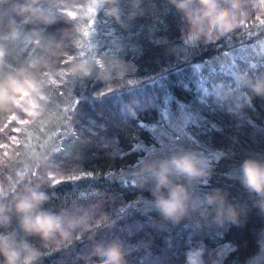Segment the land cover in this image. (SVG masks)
<instances>
[{
	"label": "trees",
	"instance_id": "obj_1",
	"mask_svg": "<svg viewBox=\"0 0 264 264\" xmlns=\"http://www.w3.org/2000/svg\"><path fill=\"white\" fill-rule=\"evenodd\" d=\"M27 2L0 0V75L25 70L44 99L35 107L20 95L0 110V199L40 182L55 193L45 207L89 217L70 241L30 237L40 264H100L90 247L102 238L135 246L129 264H264V210L235 178L264 154V98L234 102L242 71L264 75V0H239L223 31L194 27L170 0H31L51 24L26 22L17 9ZM174 130L215 155L200 190L244 206L239 223L145 214L153 197L141 165Z\"/></svg>",
	"mask_w": 264,
	"mask_h": 264
},
{
	"label": "clouds",
	"instance_id": "obj_2",
	"mask_svg": "<svg viewBox=\"0 0 264 264\" xmlns=\"http://www.w3.org/2000/svg\"><path fill=\"white\" fill-rule=\"evenodd\" d=\"M116 0H112L115 4ZM183 17L194 27L203 30L223 31L231 25L232 17L239 7V0H170ZM17 11L27 22L35 18L51 24L55 18L34 8L31 0L21 4ZM118 15V8H111ZM0 49V53H2ZM85 73L90 72L81 66ZM238 80L243 91L235 98L237 107L252 106L254 97L264 98V75L252 76L242 71ZM42 82L21 69L18 73L0 75V110L13 105L20 95L26 103L39 107L44 99ZM228 95H231L229 93ZM218 162V159H216ZM214 162L209 155L194 149L179 148L171 155L145 160L144 184L153 199L145 204V214L155 212L158 223L179 224L188 219L196 226L197 217L211 219L219 225L239 223L245 207L232 202L220 188L201 191L213 174ZM235 178L246 192L255 198V203L264 210V154H254L244 159ZM55 193H49L42 183H28L16 191L10 200L0 199V264H40L43 254L30 237H38L47 247L49 242L71 240L73 235L88 228L87 212L59 211L45 207ZM15 221V227L13 222ZM112 225V222H109ZM114 226V225H112ZM79 230V232H78ZM135 246H128L119 238L94 239L90 254L99 258L100 264H129L128 257Z\"/></svg>",
	"mask_w": 264,
	"mask_h": 264
},
{
	"label": "rangeland",
	"instance_id": "obj_3",
	"mask_svg": "<svg viewBox=\"0 0 264 264\" xmlns=\"http://www.w3.org/2000/svg\"><path fill=\"white\" fill-rule=\"evenodd\" d=\"M205 67L208 68V71L210 73L212 66L210 64H207V65H205ZM204 88H206L205 85H204ZM210 106H211V108H214L215 103L211 104ZM182 118H184V119L187 118V115L183 114ZM167 135H170L169 136L170 137L169 143L163 142L162 144H160V146L151 147L149 149V152H148L146 158L144 159V161L141 165L142 167L144 165L145 160L150 159V158H158V157H165V156L171 155L172 153H174L179 148L194 149L196 151H199V150L195 149L194 147H192L191 145H189L187 142H184L181 138V135L179 133H177L175 130H174V132H170V134H167ZM205 155H209L212 159L215 158V155H213V154L206 153Z\"/></svg>",
	"mask_w": 264,
	"mask_h": 264
}]
</instances>
